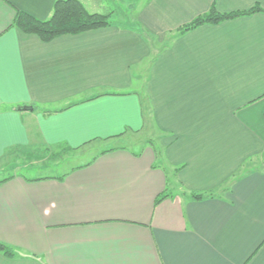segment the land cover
Returning <instances> with one entry per match:
<instances>
[{
  "label": "crops",
  "instance_id": "0c3cea01",
  "mask_svg": "<svg viewBox=\"0 0 264 264\" xmlns=\"http://www.w3.org/2000/svg\"><path fill=\"white\" fill-rule=\"evenodd\" d=\"M56 1L0 0V264H264V0H114L132 23L49 43L13 26ZM148 121L161 149L84 157ZM24 153L79 164L24 176Z\"/></svg>",
  "mask_w": 264,
  "mask_h": 264
},
{
  "label": "trees",
  "instance_id": "16d2710c",
  "mask_svg": "<svg viewBox=\"0 0 264 264\" xmlns=\"http://www.w3.org/2000/svg\"><path fill=\"white\" fill-rule=\"evenodd\" d=\"M261 8L255 7L247 12H232L227 14L218 13L212 8L207 14L198 17L190 24L179 28V33L191 31L202 25H216L224 21L238 17L249 16L262 12ZM112 14L89 13L78 0H57L47 20H37L23 12H16L13 26L20 32L37 36L43 43H49L55 38L67 35H79L85 32L107 28L113 25L110 20ZM18 110L30 109L32 107H18ZM168 195L161 194L155 200V205L166 199ZM0 254L13 258L15 253L12 249L0 242Z\"/></svg>",
  "mask_w": 264,
  "mask_h": 264
},
{
  "label": "rangeland",
  "instance_id": "374dc122",
  "mask_svg": "<svg viewBox=\"0 0 264 264\" xmlns=\"http://www.w3.org/2000/svg\"><path fill=\"white\" fill-rule=\"evenodd\" d=\"M87 2V6H88V10L92 11L96 8V6L93 4V2H91V0H86ZM102 6H103V13L106 12H110L113 11L111 14V21L114 22H121V18L116 14V12H118L119 8L120 10H124L123 8L119 7L116 8V1L114 0H103ZM125 8V7H124ZM109 14V13H108ZM125 21V20H122ZM126 23H132L131 18H129V20L125 21ZM169 38L165 37V39H163L162 41H160L159 43V47L165 45L166 43L169 42ZM143 92V90H142ZM162 138V134L159 133L152 124H150V122L148 121L145 124V128L143 129V132L141 133V135L135 137L136 139V144H131V143H127L125 141H117V142H113L111 144H108V148L106 147H95V146H90L88 148H86L82 153H84V157L88 158V157H92L94 155V153L98 150H103V149H109V148H116V147H126L127 149L131 150V151H138L143 149V148H148L147 150H152L155 148L154 145L158 146V149H161V145H160V139ZM154 143V145H150V143ZM100 148V149H99ZM156 149V148H155ZM36 159L35 155L28 154V153H24L22 158H20V163H19V172L20 175H24V176H29L33 173H36V170H39L40 172H42L44 175H55L58 173H62V171H67L68 169H70L73 165H77L79 164L78 160L76 161H72L70 160V158H68V156L66 157H62L61 159H59L58 163H55L54 165H51L50 163H40V164H34V166L30 167V168H26L29 164H33L36 163V161L34 160ZM84 161V160H83ZM57 162V161H56ZM12 168H6L5 170L0 172V175H2L3 173L9 174L11 173ZM5 175V174H4Z\"/></svg>",
  "mask_w": 264,
  "mask_h": 264
}]
</instances>
